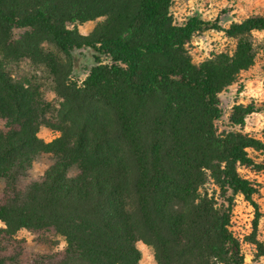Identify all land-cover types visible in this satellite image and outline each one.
Wrapping results in <instances>:
<instances>
[{
	"label": "trees",
	"instance_id": "16d2710c",
	"mask_svg": "<svg viewBox=\"0 0 264 264\" xmlns=\"http://www.w3.org/2000/svg\"><path fill=\"white\" fill-rule=\"evenodd\" d=\"M171 3L0 0V221L7 236L19 228L63 236L65 247L42 256L45 264H138V240L152 245L157 264H244L228 228L231 204L240 192L257 223V188L237 168L251 165L248 149H264V142L218 133L213 122L221 115L218 93L253 62L245 36L264 30V16L225 28L197 17L178 25ZM100 16L88 34L77 30L78 22ZM207 28L237 37V44L225 59L195 65L184 46ZM45 42L71 60L76 49L94 51L79 85L68 80L71 63ZM3 56L47 67L60 98L54 113L36 81L12 77ZM44 123L60 135L38 137ZM40 154L51 164L21 185Z\"/></svg>",
	"mask_w": 264,
	"mask_h": 264
},
{
	"label": "rangeland",
	"instance_id": "374dc122",
	"mask_svg": "<svg viewBox=\"0 0 264 264\" xmlns=\"http://www.w3.org/2000/svg\"><path fill=\"white\" fill-rule=\"evenodd\" d=\"M169 11L173 22L178 25L191 17H197L204 21L217 22L225 28L232 21H239L250 15L264 16V0H172ZM104 19V16H100L78 22L77 30L81 34H88ZM245 38L252 45L253 62L247 68L240 70L235 81L218 93L221 115L213 123L218 133L237 131L264 142V30L252 31ZM237 39L227 36L222 30L207 28L196 31L184 47L191 62L198 65L205 60H220L232 55ZM43 47L51 51L61 62L71 63L72 71L68 75V80L72 83L79 85L88 68L94 64L95 53L88 47L74 50L72 60L49 42L43 43ZM1 61L12 77H32L46 99L50 100L52 112H55L60 98L53 91L52 76L45 65L25 58L14 60L4 56ZM237 106H252L256 111L244 114ZM237 119H242L240 124L233 122ZM59 135L60 132L56 128L45 123L37 130V136L45 141H50ZM248 153L252 158V164L238 165L237 169L241 176L250 180L257 188L253 197L258 204L259 218L254 225L253 206L240 192H237L233 195L228 228L240 244L243 263L264 264V253L260 251V246H264V149L249 148ZM51 162L52 157L47 154L35 157L28 169L26 179L20 184L24 185L25 182L36 180ZM76 172L77 170L72 168L69 174ZM206 186L209 191L211 188L217 189L212 182L207 183ZM219 193L217 189L215 196L218 201L221 200ZM227 194L230 195V192ZM3 228L4 224L0 221V259L4 258V264H45L46 260L42 256L59 253L65 247L64 237L52 229L19 228L13 236H7L2 232ZM136 247L140 251L138 264H157L151 244L138 240Z\"/></svg>",
	"mask_w": 264,
	"mask_h": 264
}]
</instances>
